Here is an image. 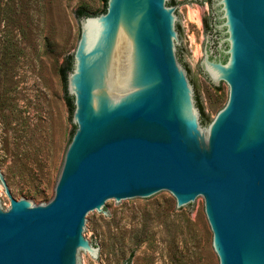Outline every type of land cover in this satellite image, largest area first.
<instances>
[{
    "label": "water",
    "instance_id": "water-1",
    "mask_svg": "<svg viewBox=\"0 0 264 264\" xmlns=\"http://www.w3.org/2000/svg\"><path fill=\"white\" fill-rule=\"evenodd\" d=\"M168 3L106 0L104 13L80 17L65 79L76 127L54 195L16 200L0 173L9 199L0 264H79L84 251L97 259L87 241L95 215L164 194L184 212L203 199L219 264H264V0H215L220 23L207 33L221 31L225 60L206 46L200 72L229 91L206 135Z\"/></svg>",
    "mask_w": 264,
    "mask_h": 264
},
{
    "label": "rangeland",
    "instance_id": "rangeland-1",
    "mask_svg": "<svg viewBox=\"0 0 264 264\" xmlns=\"http://www.w3.org/2000/svg\"><path fill=\"white\" fill-rule=\"evenodd\" d=\"M105 1L0 0V173L16 200L34 205L54 195L76 127L62 74L80 37L76 14L98 16ZM174 1L182 34L178 63L207 119L197 110L206 135L229 91L200 72L206 46L212 58L225 60L221 31L207 33L219 14L215 0ZM0 208H9L1 183ZM87 241L99 258L84 251L79 264H219L203 199L186 212L168 194L155 202L109 204L90 220Z\"/></svg>",
    "mask_w": 264,
    "mask_h": 264
},
{
    "label": "trees",
    "instance_id": "trees-1",
    "mask_svg": "<svg viewBox=\"0 0 264 264\" xmlns=\"http://www.w3.org/2000/svg\"><path fill=\"white\" fill-rule=\"evenodd\" d=\"M105 2H106V1H105ZM168 5H170V6L175 5V1H174V0H169ZM105 9H106V6L104 7L102 13L105 12ZM76 16H77V18H80V17H82V16H89V15H88L87 12L84 11V10H78ZM177 29H178V28H177ZM205 30H207V27L205 28ZM70 69H71V59L68 60L65 69L62 70L63 81H64V83H65V79H66V73H67ZM66 97L68 98V103H69V105H70V107H71V110H72V109H73L72 101H71V99H70L68 96H66ZM198 109H199V111H200V113H201V115H202V122L207 121V119L205 118V116L203 115V113H202V111H201V108L198 107Z\"/></svg>",
    "mask_w": 264,
    "mask_h": 264
},
{
    "label": "flooded vegetation",
    "instance_id": "flooded-vegetation-1",
    "mask_svg": "<svg viewBox=\"0 0 264 264\" xmlns=\"http://www.w3.org/2000/svg\"><path fill=\"white\" fill-rule=\"evenodd\" d=\"M208 28H209L208 30H210V27L209 26H208Z\"/></svg>",
    "mask_w": 264,
    "mask_h": 264
}]
</instances>
